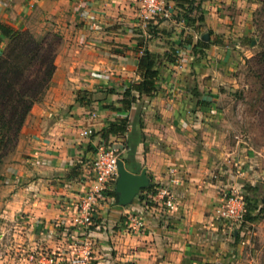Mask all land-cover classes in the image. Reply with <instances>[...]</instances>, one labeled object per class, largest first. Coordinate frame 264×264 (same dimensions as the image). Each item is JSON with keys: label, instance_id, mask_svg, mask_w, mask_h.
Listing matches in <instances>:
<instances>
[{"label": "crops", "instance_id": "crops-1", "mask_svg": "<svg viewBox=\"0 0 264 264\" xmlns=\"http://www.w3.org/2000/svg\"><path fill=\"white\" fill-rule=\"evenodd\" d=\"M166 1L171 7L170 26L167 19L159 18L143 29L133 22L136 0H0V23L31 33L53 28L66 38L54 61L51 87L44 101L32 107L22 129L28 139L29 164L37 168L35 179L28 181V192L55 181L58 195L79 197L101 139L120 149L119 158L129 172L139 174L145 169L150 185L167 183L169 168L178 171L180 180L174 188L175 209L151 207L145 192L140 193L145 199L137 196L127 206L114 204L109 196L100 203L93 226L84 235L68 227L67 211L56 209L57 205L52 209L53 218L63 224L56 230L45 217L42 202L28 201L24 205L28 216L21 218L27 232L9 233L10 252L53 254L56 264H223L226 256L237 257L236 248L229 247L225 232L229 227H223L214 215L228 188L236 190L229 181L234 179L229 164L235 162L236 148L225 151L222 130L204 121V113L214 111L212 105L198 104L212 100L211 94L203 93V82L196 91L191 89L192 75L203 80L214 65L208 60L222 49L218 40L208 38L207 48H198L204 52L202 57L191 51L194 45L184 39L190 26L180 19L184 11L179 6L184 3ZM231 1L202 2L208 26L217 30ZM234 1L241 6L247 0ZM146 50L160 62L158 92L153 98L133 93L135 101L123 113L119 102L125 89L141 80L137 62ZM67 90L86 92L87 100L78 103L66 98L62 93ZM197 92L202 96L192 101ZM123 118H127L126 132L102 138L105 127ZM89 129L90 137L81 135ZM250 150L257 156L252 154L251 161L260 164L264 148ZM237 175L251 184L264 181V170ZM11 214L3 216L5 222L12 219ZM128 216L140 218L143 227L127 225ZM237 237L235 231L233 238ZM83 239L91 242L85 263L76 255ZM3 257L5 261L7 256Z\"/></svg>", "mask_w": 264, "mask_h": 264}, {"label": "rangeland", "instance_id": "rangeland-1", "mask_svg": "<svg viewBox=\"0 0 264 264\" xmlns=\"http://www.w3.org/2000/svg\"><path fill=\"white\" fill-rule=\"evenodd\" d=\"M223 5H226L225 2ZM227 7L226 16L218 22L217 30L212 25L208 26L203 15V22L193 23L188 34L184 37L186 42L194 45L190 49L199 57H202L204 52L195 46L202 42L203 34H208L209 40L211 38L214 41L218 40L222 49L221 52H214L211 60H208L212 61L214 65L210 66L209 72L203 76V80L198 81L196 79L198 75H192L195 77L191 82V89L196 91L198 83L203 82V93L211 94L212 99L205 102L207 104L205 106L212 105L214 111L207 110L204 113V121L206 123L210 121L211 124L222 130L225 151H234L236 148L235 156H233L235 162L229 164L234 177L229 181L231 186L236 187V190L228 188L227 192L222 195L223 199L236 193L244 200L245 209H252L253 206H256L257 209L250 213L251 216L256 215V221L252 223L244 220L238 223L218 221L223 227H229V229H225V232L230 240V249L233 247L237 249V251L235 249L237 257L230 258L228 255L223 264H264V210H261L264 206V181L260 179L251 184L247 178L237 177L238 172L248 174L264 170V159L258 157L262 161L256 165L250 158L253 154L250 149L261 151L264 148V0H247L241 6H236L235 1L232 0ZM187 9L190 10V8ZM191 10V19H197L200 13L203 14V10H196L195 5ZM133 14V22L142 26L143 29H147L148 25L143 26L139 23L135 7ZM167 21L166 24L170 26L171 19L170 21L167 19ZM20 31H27L35 40L44 41L49 53L54 54L53 62L62 50L64 39H66L65 36L55 33L53 28L32 33L28 30ZM53 78L54 75L49 81L48 90ZM57 82H54L55 85ZM47 91L42 100L33 106L44 101ZM62 94L66 98L74 99L75 102L87 100L86 92L73 90L70 94V91L67 90ZM201 96L202 94L197 92V94H192L191 100L199 101ZM25 122L14 149L7 153L0 167V234L4 235L3 241H0V261L4 264H8V261L11 260L12 264H25L22 259H25L29 254L27 252L23 255L13 250L10 252L11 243L6 240V237L10 238L9 233L12 231L17 235H21L24 231L27 232L28 228L22 229L26 224L21 220L28 216L27 211L24 210L26 202L33 201V199L41 201L44 215L49 219V224L53 225L56 230H60L63 225L62 220L59 222V219L53 218L52 209L57 205L56 209L67 211L66 223L69 225L68 227H71L70 214L78 199V197L69 199L58 195L59 191L56 190L57 182L55 181L43 183L46 189L40 188L36 192H32L33 190L28 192L27 186L30 184L29 182L33 181V175H36L37 168L29 164L31 156L26 154V148L29 146L28 139L24 135L22 136ZM118 151L120 153V149ZM253 156L256 155L253 154ZM250 165H254V168H248ZM29 171L32 172L31 176L28 175ZM51 186L52 188H50ZM116 201L114 199V204L117 203ZM9 205H12L10 209L7 207ZM11 213H13L12 219L7 220L8 223L5 222L3 216L6 214L11 216ZM70 229L66 228L65 231H71ZM235 231L239 232L236 239L233 238ZM77 232L82 235V232ZM17 245L21 246L22 242ZM5 255L8 258L6 257L4 261L3 256Z\"/></svg>", "mask_w": 264, "mask_h": 264}, {"label": "trees", "instance_id": "trees-1", "mask_svg": "<svg viewBox=\"0 0 264 264\" xmlns=\"http://www.w3.org/2000/svg\"><path fill=\"white\" fill-rule=\"evenodd\" d=\"M204 1L182 0L184 4L179 7L184 12L181 13L180 19L187 26L195 22H203L201 13L197 19H191L190 16L193 5L197 3L196 10L201 11V4ZM208 44L209 40L200 42L195 47L207 48ZM53 55L49 53L44 41L35 40L27 31H20L6 23H0V167L7 153L14 149L21 128L33 105L39 103L48 90L49 81L55 70ZM174 60L172 57H167L168 62H174ZM159 67L160 62L157 56L147 50L142 52L137 62V71L140 73L141 80L130 84L125 89L119 102L120 111L127 113L130 110L135 101L133 93L138 94L139 98L141 96L153 98L157 94ZM198 104L207 105L203 101ZM126 126L127 118L110 123L102 130V138L123 134L126 132ZM156 187L158 186L150 185L141 193L153 195ZM108 195L116 199L114 191H110ZM143 198L146 197L140 194L139 199ZM261 210H264V206ZM253 211H257L256 206L245 209L243 217L245 222L256 221V215H250Z\"/></svg>", "mask_w": 264, "mask_h": 264}, {"label": "built area", "instance_id": "built-area-1", "mask_svg": "<svg viewBox=\"0 0 264 264\" xmlns=\"http://www.w3.org/2000/svg\"><path fill=\"white\" fill-rule=\"evenodd\" d=\"M171 7L166 0H136V11L139 23L147 26L157 19H167L170 17ZM93 132L85 130L81 133L84 137H90ZM119 158L118 148L100 140L96 145L94 158L88 173V178L84 187L76 200V205L71 212V227L82 234L89 233L93 226V219L100 203L105 201L110 191H114L118 177L117 163ZM168 182L155 188V194H147L151 201V207L173 210L176 207L175 187L180 183L178 171L173 168L168 169ZM245 213V203L240 195H232L222 199L221 203L214 210L215 219L227 223L242 222ZM127 225L137 230L143 227L142 220L137 216H128ZM76 255L82 261L89 260L91 242L85 239L80 240ZM25 264H56L55 256L43 255L40 253H29L25 259Z\"/></svg>", "mask_w": 264, "mask_h": 264}, {"label": "water", "instance_id": "water-1", "mask_svg": "<svg viewBox=\"0 0 264 264\" xmlns=\"http://www.w3.org/2000/svg\"><path fill=\"white\" fill-rule=\"evenodd\" d=\"M208 34H203L201 41L208 40ZM118 177L115 183L114 193L120 206L130 204L144 189L150 186L146 170L142 169L139 174L129 172L121 160H118Z\"/></svg>", "mask_w": 264, "mask_h": 264}]
</instances>
